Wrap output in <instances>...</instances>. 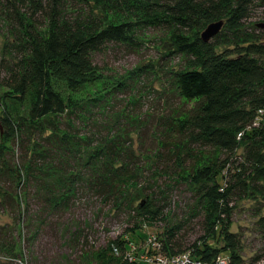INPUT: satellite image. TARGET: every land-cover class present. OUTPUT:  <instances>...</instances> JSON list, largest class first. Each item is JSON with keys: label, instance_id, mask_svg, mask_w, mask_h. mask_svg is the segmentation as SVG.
I'll list each match as a JSON object with an SVG mask.
<instances>
[{"label": "trees", "instance_id": "trees-1", "mask_svg": "<svg viewBox=\"0 0 264 264\" xmlns=\"http://www.w3.org/2000/svg\"><path fill=\"white\" fill-rule=\"evenodd\" d=\"M256 3L264 10V0H0L1 204L14 202L18 220L24 215L34 226L31 238L42 227L56 225V217L68 214L78 195L85 193L119 212L130 203L134 215L123 234L107 238L102 245L85 248L87 241L80 240L81 234L74 237L71 244L90 256L83 264H136L127 257L121 260L130 248L126 234L143 225L166 222L169 209L164 211L165 206L154 202V197L149 200L145 186L140 187L141 173L146 170L143 165L149 160L124 146L125 130L119 133L108 127L105 138L95 137L94 131L74 136L60 127V121L44 119L69 114L71 109L84 110L85 105L70 93L102 76L94 62L96 53L109 44L139 50L145 31L155 30L161 33L165 57L176 54L183 61L180 68L168 71L167 80L173 92L192 106L181 109L164 128L170 137L176 133L184 138L159 142L163 151L155 153L152 177H163L166 189L182 183L193 188L197 205L192 212L201 218L204 230V236L185 246L181 233L185 224L165 225L158 234L157 251L166 257L190 251L194 257L210 260L218 250L208 247L205 239L220 228V232L225 229L223 250L229 251V264H243L236 253L238 241L224 224L229 222L230 198L258 194L264 202V27L256 26L264 22L249 28L244 21ZM217 20L223 21L220 31L203 42L200 32ZM225 44L226 49L215 50ZM142 70L132 71L127 78H138ZM126 86V80H118L105 91L103 103L109 105L115 93L121 92L115 90ZM26 121L41 132L25 160L16 165L7 161L4 143L22 142ZM46 129L62 134L56 137L60 144L73 140L80 148H90L85 161L75 164L51 158V140L43 133ZM240 141L245 142L244 160L230 166ZM193 142L198 147L188 146ZM180 146L185 153L179 152ZM54 173L60 174L57 180L46 181ZM219 175L225 183L222 191ZM28 186L31 192L26 190ZM138 187L146 196L133 204L132 192ZM30 196L36 199V211L21 207ZM260 220L264 226V214ZM13 250V244L1 237L0 251L4 253L0 255L15 260Z\"/></svg>", "mask_w": 264, "mask_h": 264}, {"label": "rangeland", "instance_id": "rangeland-1", "mask_svg": "<svg viewBox=\"0 0 264 264\" xmlns=\"http://www.w3.org/2000/svg\"><path fill=\"white\" fill-rule=\"evenodd\" d=\"M94 12L99 14L96 7H94ZM263 18L264 10L256 3L250 7L249 15L244 21L246 27L250 28L254 26V23L264 22ZM160 36V32L146 30L140 49L135 51L125 49L120 45H107V48L96 53L93 57L96 65L101 68L102 76L83 85L79 92H69L74 100L81 101V106L85 105L84 110L71 109L69 114H63L60 117L53 115L44 117L47 121H60V127L68 129L74 136L83 135V131H88L87 133L94 131L95 137L105 138L108 127H113L119 133L125 130L124 146L128 145L136 155L149 160L148 164L146 162L143 165L146 170L141 173L142 181L139 186H145V190L149 192V200L154 197V202L164 205V211L169 209L170 212L165 223H150L143 225L141 229L130 235L126 234L131 241L130 248L127 252L125 251V256L121 260L124 261L127 257L136 264H163L157 259V251L152 245L154 244L153 240L159 241L158 234L164 231L165 225H177L180 221L185 224L181 232L185 239V246L194 243L198 237L204 236L201 218L192 212L197 205V199L192 194L193 188L182 183L166 189L162 186L165 182L163 177H152L155 153L158 150L163 151L159 142L175 143L182 137L184 138V135L176 133L170 137L164 128L170 125L171 119L175 118L181 109L192 106V103H185L173 92L170 82L167 80L168 71L180 68L183 61L176 54L165 57ZM1 44L2 38L0 37V48ZM227 47L228 45L225 44L215 50L220 52ZM138 68H144L138 78L136 76L127 78L132 71ZM118 80H126L127 86L121 90H115L121 92L115 93L114 99H110L109 105L104 104L105 91H109L108 89ZM63 94L68 95V92ZM3 103L4 100H1L0 116ZM89 103L92 106H89ZM85 109L90 111L87 112ZM82 111L89 114L90 120H86L87 117ZM43 122L42 119L41 123L43 124ZM254 124L256 125L257 122ZM261 124L264 126V116L261 118ZM24 125L26 128L23 130L22 142L14 139V141L10 140L4 143L8 149L7 161H12L16 165L25 160L24 157L29 153L30 145L33 144V141H37L36 138L39 137L37 135H40L41 132L37 131L40 127L31 128L27 121ZM1 129L0 124V131ZM43 133L51 140L49 147L51 158L57 156L59 159L65 158L78 164L79 160L84 162L91 151L90 148L85 149L75 145L73 140L60 144L56 137L60 138L61 133L54 134L47 129ZM244 145L245 142L240 141L231 157L233 163H230V166L235 167L244 160ZM188 146L196 148L198 143H189ZM171 149L175 150V148ZM262 150L264 151V147ZM185 151V147L179 150L182 154ZM223 174L224 171L221 172V175ZM59 176V173H54L46 178V181L54 183ZM217 179L220 185L219 190L222 191L225 187L224 179L220 175ZM140 187L132 192L131 203L133 204L145 199V192H142ZM25 188L28 192L32 191L31 186ZM19 190L20 188L17 189V192ZM78 197L79 200L75 202L68 214L63 213L56 217L58 218L56 225L52 228L42 227L38 232L39 235L31 238V229L34 226L27 223L24 215L23 219L20 217L18 220L19 216L14 202L1 204L2 195H0V238L6 237L7 242L13 244V252L16 254L15 260H7L6 257L0 255V264H83L90 260L89 254L82 255L83 248L71 244L73 238L77 237L79 233L81 234L80 240L84 244L87 241L85 248H88V245L95 247L102 245L107 238H115L123 234L124 229L130 227L134 215L131 206H129L130 203L119 212L102 205L90 193H85L82 196L79 194ZM229 200L230 210L227 218L229 222L224 225L226 230L234 234L238 241L237 255L241 257L243 264H264V226L260 224V218L264 214V202L258 194H246L241 198L232 197ZM26 205L30 211L37 209L36 199L31 196L21 207L25 208ZM221 217L223 218L222 223H224L226 221L224 214ZM224 230L220 232V228H217L216 234L209 235L205 242L211 249L218 250L215 257L226 261L225 258L229 257V251L223 250L225 242L222 232ZM73 232H75L74 236ZM123 236L125 237V235ZM0 253L4 252L0 251ZM191 256L193 255L191 254ZM163 259L164 264H172L171 258ZM174 263L180 264L176 261Z\"/></svg>", "mask_w": 264, "mask_h": 264}, {"label": "built area", "instance_id": "built-area-1", "mask_svg": "<svg viewBox=\"0 0 264 264\" xmlns=\"http://www.w3.org/2000/svg\"><path fill=\"white\" fill-rule=\"evenodd\" d=\"M240 134H238L239 136ZM153 245L152 247L156 249L157 251V248L159 246V241H155L153 240ZM157 255H158V260L160 261V263H165L163 260V258H166V259H169L171 258V262L172 264H175L174 262L176 261L177 263L180 262V264H229V260H228V257L225 258V260H222L220 259L219 257H214L210 260H202V259H197L195 258L194 256H191V253L190 252H185V253H181V254H178V255H175V256H162L158 253L157 251ZM128 259V258H127ZM128 261H132V259H128Z\"/></svg>", "mask_w": 264, "mask_h": 264}, {"label": "water", "instance_id": "water-1", "mask_svg": "<svg viewBox=\"0 0 264 264\" xmlns=\"http://www.w3.org/2000/svg\"><path fill=\"white\" fill-rule=\"evenodd\" d=\"M223 25L222 20H217L208 23L205 28L200 32V39L203 42L209 41L214 35H216ZM257 27H264V23H258Z\"/></svg>", "mask_w": 264, "mask_h": 264}]
</instances>
